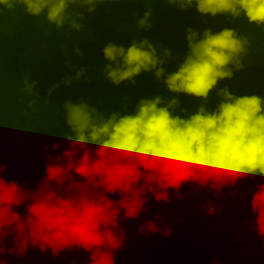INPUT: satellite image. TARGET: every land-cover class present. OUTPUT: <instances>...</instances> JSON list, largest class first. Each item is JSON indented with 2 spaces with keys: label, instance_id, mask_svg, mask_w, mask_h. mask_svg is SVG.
Segmentation results:
<instances>
[{
  "label": "clouds",
  "instance_id": "clouds-1",
  "mask_svg": "<svg viewBox=\"0 0 264 264\" xmlns=\"http://www.w3.org/2000/svg\"><path fill=\"white\" fill-rule=\"evenodd\" d=\"M101 2L0 0V5L12 8L22 3L27 14L43 13L50 24L61 28L70 6L92 13ZM167 3L183 11L195 4L201 15H227L233 20L243 16L249 24L264 25V0ZM76 16L83 19L84 13ZM150 16L151 11H145L137 27L149 29ZM69 26L77 31L82 28L76 18ZM186 41L183 60L170 73L164 64L172 57L171 49L164 47L161 58L157 45L148 38L132 40L129 46L109 41L102 49L107 61L102 71L115 86L125 81L134 85L142 72H154L169 92L203 101L194 114L186 118L174 115L177 109H187L180 107L177 98L160 95L140 98L132 113L125 105L122 111L107 115L85 100H68L63 105L68 131L61 135L68 146L61 149L53 143L49 151L43 145L48 163L35 187L6 179L0 154V264H7L6 254L23 258L29 246L38 247L41 254L50 249L53 257L65 250L82 249L89 254V264H116L115 253L123 250L128 239L123 225L148 211L149 194L155 203L167 205L173 198L183 199L185 184L195 183L196 191H211L218 197L225 187H234L237 178L264 177V98L236 96L227 87L217 90L220 81L233 78L230 65L237 70L242 67L246 38L234 28L218 32L206 28L200 33L188 27ZM76 52L83 56L79 49ZM85 73L81 67L74 78L68 76L63 82L79 81ZM34 84L26 82L29 90ZM214 89L220 100L209 110ZM250 204L255 232L264 239V184L256 185ZM202 207L209 217L216 214L212 201ZM137 232L167 238L172 228L157 215L145 219ZM212 259L215 264V257Z\"/></svg>",
  "mask_w": 264,
  "mask_h": 264
},
{
  "label": "trees",
  "instance_id": "trees-1",
  "mask_svg": "<svg viewBox=\"0 0 264 264\" xmlns=\"http://www.w3.org/2000/svg\"><path fill=\"white\" fill-rule=\"evenodd\" d=\"M145 11H151V27L140 29L137 22ZM79 12L84 13L83 19L76 16ZM72 18L82 25L81 30L69 26ZM188 27L200 33L206 28L213 32L234 28L245 37L242 67L237 70L230 65L233 78L220 81L217 90L227 87L236 96L264 98V25L249 24L243 16L233 20L227 15H201L195 4L183 11L167 0H103L92 13L70 6L64 26L57 28L43 13L27 14L22 3L12 8L0 5V154L6 166L5 178L36 186L48 163L43 145L47 144L49 151L53 143L60 144L61 149L68 146L61 137L68 131L63 108L68 100H85L107 115L122 111L125 105L132 113L140 98L160 95L177 98L180 107L187 109H177L174 115L186 118L194 114L203 101L169 92L162 80H156L154 72H142L135 77L134 85L125 81L115 86L102 71L107 63L102 49L109 41L129 46L132 40L142 38L157 45L161 58L164 47L171 49L172 57L164 67L166 73L175 71L187 51ZM77 49L83 56L77 55ZM81 67L86 69L85 76L79 81L73 79L71 84L63 82L68 76L74 78ZM33 81L29 90L26 82ZM54 84L58 87L53 88ZM219 100L214 89L208 109H214ZM257 184H264V177L237 178L234 187H225L217 197L211 191H196L197 185L189 183L181 188L183 199L173 198L167 205L155 203L149 194L148 211L139 220L123 225L128 239L123 250L115 253L116 264H213V257L215 264H264L260 253L264 239L257 237L250 204ZM209 200L216 207L211 217L202 207ZM157 215L167 221L172 235H140L138 226ZM250 222L251 233L245 230ZM243 238L249 240L241 244ZM4 259L7 264H89V254L75 248L53 257L50 249L41 254L38 247L29 246L23 258L6 254Z\"/></svg>",
  "mask_w": 264,
  "mask_h": 264
},
{
  "label": "rangeland",
  "instance_id": "rangeland-1",
  "mask_svg": "<svg viewBox=\"0 0 264 264\" xmlns=\"http://www.w3.org/2000/svg\"><path fill=\"white\" fill-rule=\"evenodd\" d=\"M245 230H248L249 233H251V232L253 231V224H251V222H250L249 224H247ZM249 233H248V234H249ZM245 239H248V238H243V239L240 241V243L242 244V243L244 242ZM248 240H249V239H248ZM260 253H261V255L264 256V246H263V249H262V251H261Z\"/></svg>",
  "mask_w": 264,
  "mask_h": 264
}]
</instances>
